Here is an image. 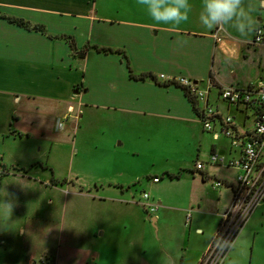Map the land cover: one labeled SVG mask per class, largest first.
Listing matches in <instances>:
<instances>
[{
    "label": "crops",
    "instance_id": "0c3cea01",
    "mask_svg": "<svg viewBox=\"0 0 264 264\" xmlns=\"http://www.w3.org/2000/svg\"><path fill=\"white\" fill-rule=\"evenodd\" d=\"M189 3L192 10L188 21L176 26L151 19L138 0H0L1 13L45 28H27L0 15V136L23 138L60 131L56 125L64 124L68 113L75 112L76 106L90 104L107 113L128 116L129 121L145 129L183 123L189 127L194 142L199 137L206 140L205 132L210 134V154L226 149L221 136L214 138L204 129L184 88L166 79L186 77L200 86L213 81L209 99L217 112L234 116L239 125H252L256 109L228 104L219 97L217 87H247L264 80V10L254 13L257 28L263 29L262 41L254 42L256 31L241 37L227 26L206 29L199 20L203 0ZM61 34L71 35L77 49L89 43L121 49L124 54L89 48L80 56ZM129 67L136 74L149 71L156 80L136 79L130 75ZM159 75L166 79L161 80ZM238 154L237 148L229 147L228 157ZM207 166L194 169L200 173V180L205 183L213 179V189L229 187L230 198L222 202L217 195L206 198L208 204L198 203V210H203L195 219L192 214L189 226L194 219V232L204 234V238L200 243H186L185 239L178 264H197L221 214L232 201L237 169L233 168L230 179L216 170L222 165ZM217 180L222 184L213 187ZM207 216L213 219L214 226L205 225ZM3 217L0 208V222L5 221ZM152 220L162 222L158 227L162 234L168 224L164 214L156 213ZM1 230L0 224V235L8 233ZM190 233L186 237L192 238Z\"/></svg>",
    "mask_w": 264,
    "mask_h": 264
},
{
    "label": "rangeland",
    "instance_id": "374dc122",
    "mask_svg": "<svg viewBox=\"0 0 264 264\" xmlns=\"http://www.w3.org/2000/svg\"><path fill=\"white\" fill-rule=\"evenodd\" d=\"M128 118L83 104L56 125L60 131L0 136V204L14 202L11 219L0 222L8 232L0 235V264H178L185 239L203 240L194 232L198 203L230 198L229 187L213 189V179L203 183L194 170L210 156V134L194 142L183 123L145 129ZM228 140L221 136L226 149L218 153L228 155ZM217 168L233 179V168ZM156 213L168 221L163 236ZM213 223L207 216L205 225ZM221 264H264V201Z\"/></svg>",
    "mask_w": 264,
    "mask_h": 264
},
{
    "label": "built area",
    "instance_id": "2783aa9c",
    "mask_svg": "<svg viewBox=\"0 0 264 264\" xmlns=\"http://www.w3.org/2000/svg\"><path fill=\"white\" fill-rule=\"evenodd\" d=\"M262 39L263 29L258 27L254 42H260ZM158 78L164 80L165 77L159 75ZM166 80L187 88L189 95L197 101L198 118L205 130L211 132L214 138L225 136L229 139L231 148L239 150V154L234 157L213 151L207 160L195 162L196 169H203L208 164L237 169L232 201L221 214L211 241L197 262V264H221L252 212L264 201V80L259 79L247 87L232 85L217 87L219 97L228 104L256 109L253 123L247 127L237 124L234 116H223L217 112L209 99L211 88L215 86L213 81L210 80L205 86H200L196 81L186 77ZM158 180L159 177H153V181ZM221 184L222 182L217 180L213 183V187H219ZM143 196L147 198L148 194L145 192ZM150 209L155 210L156 207L152 205ZM191 219L192 213L189 211L186 214V225L190 224ZM221 237L227 239L230 245L222 251L217 247Z\"/></svg>",
    "mask_w": 264,
    "mask_h": 264
},
{
    "label": "clouds",
    "instance_id": "9594fccd",
    "mask_svg": "<svg viewBox=\"0 0 264 264\" xmlns=\"http://www.w3.org/2000/svg\"><path fill=\"white\" fill-rule=\"evenodd\" d=\"M148 15L157 23L179 26L188 21L191 5L189 0H138ZM264 10V0H203L199 15L200 23L206 29L230 27L241 37H247L257 29L258 21L254 13ZM4 209V220L11 219L14 202L5 200L0 204ZM229 241L221 237L217 247H229Z\"/></svg>",
    "mask_w": 264,
    "mask_h": 264
},
{
    "label": "trees",
    "instance_id": "16d2710c",
    "mask_svg": "<svg viewBox=\"0 0 264 264\" xmlns=\"http://www.w3.org/2000/svg\"><path fill=\"white\" fill-rule=\"evenodd\" d=\"M0 15L7 18L8 20L12 21V22H15L19 25H22V26H25L27 28H31V29H37V30H41V31H44L45 28L42 24H32L30 21H27L23 18H19V17H15V16H11V15H6V14H3L1 13L0 11ZM61 38H64L65 40H67V42L69 43L70 45V48L73 50L74 53L80 55V56H83L84 53L89 49V48H94L96 49L97 51H103V52H117V53H123L124 54V51L121 50V49H114L112 47H107V46H99V45H96V44H86L83 48L81 49H77L76 46H75V42L72 38L71 35H66V34H61L59 35ZM129 70H130V75L136 79H146V78H150V79H153V80H156V77L153 73L149 72V71H143V72H140L138 74L134 73L132 71V69L129 67ZM176 83V82H175ZM177 85L179 86H182L178 83H176ZM185 90V93L188 97V99L191 101L192 103V106L193 108L197 111V101L194 99V97H192L191 95H189L188 93V90L186 87L182 86ZM170 177H174V176H178V174H169Z\"/></svg>",
    "mask_w": 264,
    "mask_h": 264
}]
</instances>
